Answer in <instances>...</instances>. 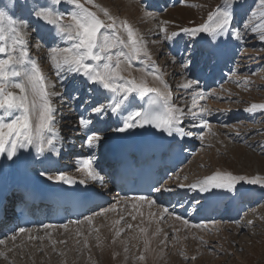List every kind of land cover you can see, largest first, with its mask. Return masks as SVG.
<instances>
[{"label":"rangeland","instance_id":"rangeland-1","mask_svg":"<svg viewBox=\"0 0 264 264\" xmlns=\"http://www.w3.org/2000/svg\"><path fill=\"white\" fill-rule=\"evenodd\" d=\"M3 1H4L3 5L5 6L14 5L12 7H15V10L10 15L14 20L26 22L27 30L29 33L30 31L31 32L35 31V28L38 27V25H35V23L38 24L40 23V21L33 19L34 18L33 16H29L26 14L25 6L26 4L29 3L28 0H18V4L14 3L13 0H3ZM136 1L139 3L140 6L138 11L139 13L141 12L140 14L138 12L134 14L136 17L133 14H130L131 16L128 15L127 17V13H125V4H123L125 2L123 0H122L123 5L119 2L118 4L117 0H106V1L78 0V3L83 4L84 7L87 8L88 10L95 12L102 20H105V22H108V18L104 15L103 12L104 9H106L111 16L116 18L118 25L121 21H127L129 24H131L132 27L137 31V33L142 37L145 51H147L150 54L152 53L155 54V55L152 54L153 56L151 57L150 60L147 61L146 66L153 64V67L156 66L155 68L157 69L158 67L161 68L162 65L169 62V58H170L169 50L171 48V47L169 48V45L172 44L177 37L181 39L180 45H182L183 47L184 44L182 43V37L185 38L184 40H186L187 43L185 45L186 52L189 53L191 51V54L194 55L193 54L194 52L192 50L189 51V49L196 46V41H195L196 36L205 33H198L197 35L193 36L191 35L190 32L188 33L184 32L183 29L191 30L203 26L205 24H208L209 15L214 14L218 8L222 9L225 6V0H180L177 3L169 2L165 9L161 11H157L154 9V7L151 6L152 2L149 1L145 2L147 0H136ZM0 2L2 1L0 0ZM34 2H35V6H37L40 4L41 0H34ZM159 2L157 5L163 3V2L160 3ZM228 3L233 4V6L235 5L237 6L236 8H238L237 12L232 13V22L233 21H236L238 23L240 22L239 25L237 26L235 23L231 22V24H233L232 31H236L237 36L232 32L231 34H229V36L231 40L234 39L237 40L236 48L240 51L238 57L239 64H237L238 66L236 67L237 68L235 73L236 76L235 75L232 76L230 82L226 85L227 87H223L224 90L220 89L218 91H215V93L212 92L215 95L217 94L220 95L217 98L219 99L218 100L219 102L217 101V99L210 98V95L212 93L210 95L208 94L209 101L214 100V103H216L218 107L222 108L223 106H226L228 108V109L226 108V110L225 108H223L227 112V114L230 112L231 107L235 108L237 111L243 112L246 111V109L249 108L252 104L264 103V43L256 46H251L249 45L250 41H248V40L252 41L253 39H255L252 38L254 36L260 39V31L253 32L251 29L258 26H264V3H262V0H228ZM56 5L59 8L58 9L55 8V9L61 14L78 11V9H76L75 5L71 2V0H59V3H57ZM0 8H5L6 10L11 9V7L8 8L0 7ZM227 10L229 11V9ZM143 11L155 15L153 23H151L152 21H150L149 23V21L146 18L140 16L143 15L142 14ZM67 22H68V17L66 16L65 23ZM149 25L151 26L153 25V26L151 27ZM163 29H167V31L165 32L163 31ZM248 32H250L249 35L247 34ZM120 35L125 40L127 39L126 33L123 32L122 30L120 32ZM42 37H43L42 35H38L36 38V34L35 36L33 33L29 34L27 37V49L30 58L33 61H36L39 67L41 66L46 84L48 82L47 78L49 79V84H51L52 82L50 81L54 79L56 81L57 87L55 89V93L57 96H53V100L56 101L53 103H55V105L56 104L60 105L59 104L60 102H58L59 99L62 101V103L63 102L69 103L71 105V103H75L76 100L81 98L80 91L81 92L86 91V89L88 88L86 94L89 95L90 93V95L91 94L92 95L89 97L84 94L83 104L87 102V105H89L88 104L89 99L90 98L93 99L95 97L96 93L94 90L96 88L93 86L89 87L90 83L89 82L85 83L83 79H81L84 77L83 75L77 74L75 76L72 75L69 76L70 73L64 71H60L58 74L57 68L54 66V63L51 60V57L53 55H57V56L62 55L60 53H52L51 48L70 47L71 42H68L66 40L61 41L62 40L61 36L59 37V40H56L54 42H48L47 38L44 37L42 38ZM237 37L239 38V40H241V45ZM245 38H247L248 40H245ZM64 42H68V43H64ZM113 51L115 52L116 49H113ZM184 57L186 60H188L186 54ZM144 59L146 58L141 56V60ZM255 60L256 61L259 60L261 61V63L255 65L257 64ZM192 61L193 60L191 59L188 60V62L190 63L188 66L192 64ZM177 63L178 62L175 63L169 62L168 66L163 67V69L161 68V73L164 75L167 74L166 78L171 86L170 87L171 91L173 90L171 92L172 95L174 94L173 95L174 98L176 97L178 102L184 105V111L186 113L188 111L187 113L189 114L188 117L193 118L191 116L192 115L191 113L194 112V109L192 108L193 98H188L189 94L186 95L181 94V91H183L185 88L184 85L189 84V81H187L184 78L187 77V74L185 75L181 74L182 70L180 71ZM137 64H142V63L140 61H137ZM132 65H135L134 61ZM45 69H50L49 71L50 74L45 75L44 73ZM148 69L150 70L151 67H148ZM64 75L65 77H63ZM91 88H93L94 90H92ZM187 92L185 91V93ZM99 97H102L101 98L102 100L106 99L105 104L99 102V99L97 100V102H99L98 105L100 107L101 106L105 107L107 112L108 99L105 97V94ZM223 98H228L229 100L224 102ZM209 101L207 108L211 111L212 109L209 108ZM201 103L202 101L197 102L198 105L195 109L200 108ZM207 108H206L207 110L206 112L208 114ZM104 111L105 110H103V113ZM255 112L256 114L258 112V116H253V119H246V120H242L240 123H232L228 127L225 126V128L235 131L233 133H237V132L248 133L247 136L245 135L235 140H233L232 137L227 139L224 137L225 140L223 138L222 139L220 138L221 142L223 141L222 143L230 145L231 147H233V145L238 146L240 150L244 148L245 153H247L246 156L243 157L242 159L239 160V158H237L236 161L237 163L234 167L231 165L233 160L230 157H228L227 155L228 152L224 150H220L219 152L217 151L213 153V149L216 147L211 145H207V146L205 145V148H203V150L190 162V164L187 167H185L183 173L181 174L183 175L181 176V178L189 179V183H192V181L196 182V179L198 181L199 179L212 176V174L214 175L215 168H219L224 165H229L230 169L237 171L240 175L242 174L241 176H246L251 172L252 169H257L258 163L260 164L261 169L264 170V111L262 110L260 111L259 109H257L249 113L255 114ZM110 113L111 110L109 109V114ZM197 113H200V111L199 112L197 111ZM53 118L55 120L59 118L57 112H54ZM68 122L64 125H68ZM221 126L222 125H218V128ZM111 128L112 127L108 129ZM63 130L65 131V128H63ZM221 133L222 132H220L219 137L225 136L224 133L222 134ZM212 134L208 136V139H210L211 142L213 143L216 142V140L215 138H213ZM212 161L216 162V164H213ZM202 162H204V165L201 164ZM212 166L215 168L213 169ZM105 209H103L102 212ZM251 212H249L248 215H246V217L241 218V220H239L237 224L235 223L232 224L228 222L223 223L224 226L225 225L228 226L227 232L229 236L227 237L226 236L224 237V235L221 234V232L219 231H210L209 234L204 232H197L198 233L197 234L194 231L189 230V228H191L190 226H188L186 233L183 232L184 228H181V226H176L177 228L175 227V229L171 227L173 234L167 236L166 232L168 229L167 227L163 226L164 228L163 232H158L159 235L153 233L154 237L159 236L156 237L158 243L157 246H155L154 251L160 252V256H161L160 260H162L161 262L162 264H165L166 262H167L166 264H180V263L181 264H185V263L186 264H264V204L254 206L253 211ZM105 214H113V213L107 210ZM126 215L127 214L125 213L123 217H119V220L125 219L127 223L128 220H130L129 222L131 223L135 222L131 219L132 217H130V215L128 216ZM115 217L117 218V216ZM103 218H105V216L100 217L98 219L103 220ZM98 219L97 218L94 220L92 219V221ZM103 221L104 224L101 227L104 229L98 230L95 228L96 230L93 231V233L91 232V230H89L88 232L85 231L81 233V229L78 228H80L82 225L78 227L72 226L71 228L67 227V229L64 228L57 230L56 229L45 230L47 233H43V234L37 233V236L36 237L32 236L33 238H31L30 240H29L30 237H28L27 242L25 243H27L30 246L36 245V248L39 249L34 250L33 248V250H27L26 252H22V250H19L16 252V254H18V257H20L19 255L21 254L22 255L25 254L24 255L25 258L29 260H33L35 264H39L40 259L41 261L44 260V263L41 264H115L117 260L116 258H118L117 257L118 254H124V253L125 254L123 255V257L125 259L124 260L125 264L153 263L148 261L150 257L149 254H147V252L145 251L146 245L144 242L143 245H138L136 244V242H131V240L127 241L125 238H120L118 235L110 234L109 231L113 226V224L110 222H106L105 220ZM233 225L237 227V231L234 230L236 227H234ZM133 231L134 230L132 228V230L127 231L126 235L128 236L129 232L133 234ZM92 234L93 236H91ZM84 236L86 238H84ZM114 236L115 238L117 237L118 241L123 239L122 241L123 242L125 241V243L121 242L122 244H118V243L115 244L114 241L117 240L113 238ZM154 237L151 239H154ZM42 240H44L45 243L44 248L42 247L41 244ZM100 241H105V245H103V250L98 249L97 244H99L98 242ZM108 241L110 245L107 243ZM21 244L22 243H18V246H20ZM106 245H108V247ZM121 246H123L122 247L123 250L122 248H120ZM14 247L15 245L11 248V250H13ZM90 247L92 249H90ZM98 250H100L101 253ZM116 252H118V254ZM10 253H11L10 255L13 254V252ZM103 256H105V258ZM140 256L145 257L143 259L144 261L139 259ZM153 256L155 258L156 255L154 254ZM153 256L151 258L154 261ZM86 257H88V259ZM11 258L12 257L0 259V264H4L3 263L4 260H6L8 264H25L26 262V260H24L21 261L22 263H20L19 261L20 259L19 260L13 259L14 261H12ZM25 258H21V259H25ZM36 260L38 261V263H36ZM85 260L87 261L86 263ZM114 261L115 263H113Z\"/></svg>","mask_w":264,"mask_h":264},{"label":"snow or ice","instance_id":"snow-or-ice-1","mask_svg":"<svg viewBox=\"0 0 264 264\" xmlns=\"http://www.w3.org/2000/svg\"><path fill=\"white\" fill-rule=\"evenodd\" d=\"M71 2L78 11L61 14L54 7L59 3V0H50L48 4L40 5L29 12V15L36 20L52 26L62 39L71 42L70 47L51 48L52 53L62 54L51 57L58 74L60 71H64L83 75L89 83L97 84L99 88L111 93L113 100L110 107L113 112L122 108L129 100L131 93H136L140 97L153 94L148 101L149 109L144 112L131 113L124 126L116 128V131L124 132L130 128L144 127L148 124L161 131H166L170 136L173 135L176 126L182 123L180 117L183 115V111L171 106L168 93L161 92L158 88L149 87L143 77L139 80L136 78L126 79L122 75L123 71L132 67L133 61H140L146 65L147 61L151 59L150 53L144 49L142 37L127 21H121L118 25L116 18L111 16L106 9L103 12L108 18V22L102 20L95 12L85 8L83 4L78 3V0H71ZM227 9L228 0H225L224 8H218L214 14L209 15L208 24L191 30L183 29V31L190 32L193 36L198 33L224 35L232 22V14ZM66 16L68 17L67 23H65ZM121 30L126 33V40L120 35ZM251 30L253 32L260 31V39L264 41V26H258ZM163 31L166 32L167 29H163ZM28 35L26 22L14 20L7 12L0 11V155L6 153L8 159H12L16 155L18 147L25 148L33 143L38 146L40 152L45 150V145L55 150L54 108L50 96L56 95V93L48 92L42 69L29 56ZM113 49L116 51L114 52ZM141 56L146 59L141 60ZM122 64L127 67L122 68ZM142 71H148V74L152 75L154 79L164 83L158 72L148 69H142ZM191 83L189 82L184 87H190ZM167 87L165 84V89ZM12 89H18L19 94ZM202 98L199 93L193 97V109L197 107V99ZM257 109L264 111V104H252L246 111L253 112ZM93 111L101 114L103 108L95 107ZM206 111V109H201V112ZM192 115L195 116L196 113L193 112ZM137 117H139V122L133 123L132 121ZM6 118H10V121ZM90 123L91 121L83 118L80 120L81 126L85 128ZM203 127L211 130V126L207 123ZM45 133H51L52 136H46ZM182 134L189 135L190 133ZM98 139L99 137L93 133L88 141L89 146H92L93 140ZM82 170L86 171L92 180L102 182L103 178L95 171L91 162L84 161ZM49 179H53V177H49ZM56 179L64 183H74L64 176ZM240 181H246L248 184L260 183L259 178L248 179L232 174L216 173L198 183L189 185V188H198L201 192L225 188L235 190ZM80 183L83 184L84 181L81 180ZM156 191H160V189L157 188ZM133 199L148 200L149 205L155 203L143 196ZM164 213H168L167 208L164 209ZM176 219L181 218L177 216ZM74 222L80 223V221ZM88 222H92V217H88ZM184 223L188 224V221L185 220ZM48 227L53 226L49 225ZM63 227L67 229L68 226L64 225ZM128 227L131 228L132 225H128ZM193 227L198 226L193 225ZM19 231L24 233L28 229L21 228ZM140 231L146 233L147 229L142 228ZM119 234L118 232L117 235ZM145 243L147 244V241ZM145 251H148L147 247ZM144 258V256L139 257L141 260Z\"/></svg>","mask_w":264,"mask_h":264},{"label":"bare ground","instance_id":"bare-ground-1","mask_svg":"<svg viewBox=\"0 0 264 264\" xmlns=\"http://www.w3.org/2000/svg\"><path fill=\"white\" fill-rule=\"evenodd\" d=\"M2 2H0V7H6V8H8V7H11V9H8V10H6L5 8H0V11H5V12H7L9 15H11L12 14V12L15 10V7H12V6H14V5H12V6H5V5H3V0H1ZM14 1V3H16V4H18V0H13ZM106 1V0H105ZM125 3H123V4H125V13H127V17H128V15H130V14H136L137 12L139 13V11H138V9H139V3L136 1V0H123ZM28 4H26V14L27 15H29V12L31 11V10H33L34 8H36V7H38V6H40V5H44V4H48L49 2H50V0H41V2H40V4L39 5H37V6H35V2H34V0H28ZM121 3L122 4V0H117V3ZM146 2V1H145ZM147 2H148V0H147ZM160 2H163L162 4H159L158 6L159 7H163V5H166V0H161ZM159 2V3H160ZM107 3V2H106ZM118 3V4H119ZM156 3V5L158 4V2H155ZM62 4V3H61ZM60 4V5H61ZM122 4V5H123ZM109 5V4H108ZM16 6V5H15ZM54 7L55 8H59L56 4L54 5ZM237 6H233V4H229L228 3V9H229V11L231 12V14L232 13H234V12H237L238 11V8H236ZM143 9V8H142ZM141 10V9H140ZM141 13V12H140ZM139 13V14H140ZM143 15H140V16H142V17H144V18H146L148 21H149V23H150V21H152L151 23H153V21H154V16L155 15H153V14H151V13H147V12H144L143 11V13H142ZM126 15V14H125ZM30 16V15H29ZM131 16V15H130ZM129 16V17H130ZM135 16V15H134ZM133 16V17H134ZM139 16V15H138ZM136 17V16H135ZM27 18V17H26ZM33 18V17H32ZM138 18V17H137ZM33 19H35V18H33ZM145 19V20H146ZM35 21V20H34ZM41 23V24H40ZM40 23H38V24H36L35 23V25H38V27H36L35 28V33L32 31H30V33L29 34H31V33H33L34 34V36H35V34H36V38H37V36L38 35H42L44 38H47L48 40V42H54V41H56V40H59V37H60V35L53 29V27L52 26H49V25H47V24H44L43 22H41L40 21ZM155 23V22H154ZM34 25V26H35ZM149 26H151V25H149ZM153 26V25H152ZM151 26V27H152ZM229 28H231V27H229ZM158 31V30H157ZM229 34H231V32H230V29H228V31H227V33L226 34H224V35H209L208 33H205V34H200V35H198V36H196V38H195V41H196V43L198 44V46L199 47H202V48H204V49H210V50H212V52L215 54V55H217V58H218V61H220V60H223V61H225L224 63H229V64H233V62H232V58L235 56V55H237L238 53H239V50L236 48V46H237V40L236 39H234V40H231L230 39V36H229ZM48 36V37H47ZM42 37V38H43ZM178 38V37H177ZM209 38V40H207ZM247 39V38H246ZM64 39H62L61 41H63ZM39 41V40H38ZM65 41V40H64ZM47 42V43H48ZM62 43V42H61ZM64 43H68V42H64ZM180 43H181V39L180 38H178V39H175V41H173V43L172 44H170L169 45V48H170V50H169V55H170V58H169V62L170 63H175V62H178V63H180V59L182 58V56H176L175 55V53H176V50H180L181 52L183 51V46L182 45H180ZM262 43H264V41H262L261 39H258V38H255V39H253L251 42H250V44L249 45H251V46H256V45H260V44H262ZM63 45V44H62ZM182 48V49H181ZM153 54V53H152ZM150 54L151 55V57L153 56V55H155V54ZM182 55H184L185 56V53H182ZM37 60V59H36ZM256 61V60H255ZM36 62V61H35ZM169 62H167L166 64H164V65H162L161 66V68L163 69V67H165V66H168V64H169ZM257 62V64H255V65H258V64H260L261 63V61H259V60H257L256 61ZM134 64L135 65H132V67L131 68H129L127 71H123L122 72V75L126 78V79H131V78H136L137 80H139L141 77H143L144 78V80L148 83V86L149 87H153V88H158V89H160L161 90V92H167L168 93V99H169V103L171 104V106L173 107V108H178V109H181L182 111H183V115L180 117V119H181V121H182V123H180V124H178V128H179V135H177L178 136V139L180 140V141H182V140H185V137H184V135L182 134V126L184 125V123H185V119L184 118H187L188 117V115L189 114H187L188 113V111H187V113L184 111V105L182 104V103H179L178 102V100L176 99H174V96L172 95V93H171V86H170V84L168 83V80H167V78H166V75H164V74H162L161 73V68H159L158 67V69L157 68H155L156 66H154L153 67V64H150V65H148V66H146L144 63H142V64H137V61H134ZM192 65V64H191ZM122 68H126L127 67V65H124V64H122V66H121ZM148 67H151V69L150 70H153V69H156V70H154V71H156V72H158V74L160 75V77H161V79L163 80V82L164 83H161L160 82V80H156V79H154V77L152 76V75H149L148 74V71H142V69H148ZM256 67V66H255ZM40 68H41V66H40ZM187 68V67H186ZM149 70V69H148ZM49 71H50V69H45L44 70V73H45V75H47V74H50L49 73ZM75 76V75H77V74H75V73H70V75L69 76ZM63 77H65V75L63 76ZM171 77V76H170ZM77 78V77H76ZM17 79V78H16ZM81 79H83V81L85 82V83H88V81H87V79L86 78H81ZM47 90H48V92L49 93H55V89H56V81H55V79L54 80H52V81H50V82H52L51 84H49V79L47 78ZM92 84V85H91ZM165 84L168 86L167 87V89H165ZM176 85V84H175ZM91 86H93V87H95L96 89L94 90L93 88H91L92 90H94L95 91V97L93 98V99H95V101H97L98 99H99V102L101 101L100 100V98H102V97H99V96H101V95H104L105 94V97L108 99V106H107V114H105V116H104V113H103V111H102V113L101 114H98V113H96V112H94L93 111V108H95V106L93 105V104H89V105H84V106H86L87 107V111H88V116H89V118H90V120H91V122L94 124V126L96 127V129H95V134H96V136H98L99 137V139L98 140H93L92 141V146H89V143H88V141L89 140H87V143L84 145V146H82V145H80L79 146V150L78 149H76L77 151H73V152H78V151H81V152H83V153H85V155L87 156L88 154H89V152H90V150H91V148L92 147H95L96 148V150H100V153L101 154H103V152H106L107 151V149H108V147L116 140V139H118L119 137H121L122 135H124L128 130H130V129H128V130H126V131H124V132H117L116 131V128H118V127H112L111 129H108L107 128V125L110 123V122H113L114 121V123L115 122H118V121H121V123H122V126L121 127H123L124 126V123H125V121H126V119L128 118V116L131 114V113H133V112H136V111H141V104H142V99L143 98H145V97H140V96H138L136 93H131L130 95H129V100L128 101H126L125 102V104L122 106V108L119 110V113L117 114V118H116V112H113L112 110H111V107H110V105H111V103H112V100H113V96H112V94L111 93H108V92H106V91H104L103 89H101V88H99V87H97L98 85L97 84H93V83H90V86L89 87H91ZM225 87H227V86H225ZM78 88V87H77ZM187 89V87H185L184 88V90H186ZM223 90H224V88H222ZM226 90V89H225ZM12 91H14V92H16L17 94H19V90L18 89H12ZM187 92V91H186ZM150 95V94H149ZM180 95V94H179ZM53 96H57V95H51L50 96V101H51V104H52V106H53V104H55V103H53V102H56V101H54L53 100ZM195 96V95H194ZM227 96V95H226ZM217 98H218V96H217ZM116 99H118V98H116ZM212 99V98H211ZM57 100V99H56ZM219 99H217V101H218ZM240 100V99H239ZM212 101V102H211ZM216 101V100H215ZM58 102H60L59 104L61 105V104H63L62 103V101L61 100H59L58 99ZM98 102V103H99ZM197 102H201V101H197ZM219 102V101H218ZM89 103H92V102H89ZM262 104H264V103H262ZM198 105V104H197ZM54 107V106H53ZM209 108H211L212 110H214V114H213V116H215V117H217L218 118V120H221V119H223L224 120V122L222 123V124H228V121L229 120H236L235 118H233V117H240L241 119L242 118H245L247 115H249L251 118L253 117V116H258V112H257V114H256V112H255V114H252V113H249V112H247V111H243V112H241V111H237L235 108H232L231 107V110H230V112L227 114V113H222V112H220V110H224L223 108H225V110H226V106H223L222 108L221 107H218V105H216V103H214V100H210L209 101ZM230 108V107H229ZM63 109V108H62ZM109 109L111 110V113L109 114ZM197 109H199V108H197ZM197 109H194V112L197 110ZM228 109V108H227ZM246 109V108H245ZM224 110V111H225ZM74 112H76V107L74 108V110H73ZM228 111V110H227ZM261 111V110H260ZM190 112V111H189ZM199 112V111H198ZM261 113V112H260ZM197 114H199V113H197ZM196 114V115H197ZM243 114V115H242ZM65 115V114H64ZM195 115V116H196ZM192 116V115H191ZM194 115L192 116V117H195ZM77 116H71V118L70 119H77L76 118ZM6 119H8L9 121H10V118H6ZM103 119H105V121H103ZM190 119H191V117H190ZM188 120H189V117H188ZM192 121H193V119H191ZM139 121V117H137L134 121H132L133 123H137ZM72 122V124H71V126H70V128H73V130L71 131L72 133H71V135L69 136V138H73V139H75L77 136H80L81 135V132H80V122H79V120L77 119V121L74 123V121H71ZM218 122V121H217ZM216 122V123H217ZM115 125V124H114ZM53 128H54V149L55 150H52V149H50L47 145H45V150H44V155L43 156H39L38 155V150H39V148H38V146L35 144V143H33L32 145H29V146H27V147H25V148H17V151H16V155L12 158V159H8V157H7V154L5 153V154H3V155H0V172H2V171H5V172H9L10 170H11V168L12 167H14V165L18 162V159H19V156H20V154H21V152H22V150L23 149H26V148H30L31 150H32V159L33 160H35V159H45V160H49V161H52V160H55V158L58 156V153L60 152V150L56 147V145L59 143V142H61V140H63V139H65L66 137H65V135H68L67 134V132H65L64 130H63V127L62 126H59L58 124H55L54 122H53ZM199 127L198 126H196V124L195 123H190V124H188V129L190 130V137L191 138H193V137H195L194 138V142L195 143H203L204 145H211V146H214V147H216V148H214L213 149V153H215V152H219L220 150H224V151H226V152H228L227 153V155H228V157H230L233 161H232V163H231V165L234 167L235 165H236V161H237V158H239V160L240 159H242L243 157H245L246 156V154L247 153H245V149L244 148H242L241 150L238 148V146H234L233 145V147H231L230 145H227V144H225V143H222L221 142V140H220V138L222 139H224V137L227 139V138H233V135L235 136L233 139H237L238 137H242V136H247L248 135V133H240V132H237V133H233V132H235V131H232V130H230V129H228V128H225V126H223V127H213L212 129H211V131L212 132H210L212 135H213V138H215V140H216V142H211V140L210 139H208V132L207 133H205L204 135H203V137L200 139V141L196 138V136H193V132L196 130V129H198ZM214 130V131H213ZM220 132H222V133H224L225 134V136H221V137H219V134H220ZM221 133V134H222ZM45 135L46 136H52V134H50V135H47V133H45ZM60 136H63V138H61ZM217 137H218V139H217ZM237 137V138H236ZM78 140H79V138H78ZM210 140V141H209ZM220 140V141H219ZM225 140V139H224ZM222 145H223V147H222ZM240 147V146H239ZM241 148V147H240ZM222 152V151H221ZM214 157V156H213ZM248 158V157H247ZM250 159V158H249ZM213 162V161H212ZM223 163V162H222ZM202 165H204V162H202L201 163ZM213 164H216V162H213ZM218 164V163H217ZM238 165V164H237ZM77 166L76 165H74V168H76ZM213 167V166H212ZM215 167H213V169H214ZM216 173H221V174H232V175H235V176H241L237 171H235V170H233V169H230L229 168V165H224V166H222V167H219V168H215V172H214V175L216 174ZM73 175L74 176H81V177H87V175H86V172L85 171H83L82 169H80V168H78V169H76V171H74V173H73ZM213 176V175H212ZM54 177L55 178H57V177H60V176H58V175H54ZM209 177H211V176H209ZM209 177H207V178H209ZM242 177H246V178H248V179H255V178H259V180H260V183H258V184H248L246 181H240L237 185H236V189L235 190H228V189H212L211 191H207V192H201V196L203 197V198H205V200H206V203H218V202H220V201H222V200H225L226 198H230L231 200H230V202H232L235 198H237V196L238 195H240V194H244V193H247L248 192V189H250V188H253V191H254V193H256L257 195H259L260 193H263L264 194V170L263 169H261V166H260V164L258 163V165H257V169H252L251 170V172L249 173V174H247L246 176H242ZM196 179V178H195ZM203 179H206V178H203ZM203 179H199L198 181H197V179H196V182H194V181H192V183H189V182H186L185 183V180H183V181H181L179 184H178V186H182V185H185V186H189V185H191V184H193V183H198L199 181H201V180H203ZM194 180V179H193ZM176 182V181H175ZM177 183V182H176ZM107 190V189H106ZM248 201H250V200H245V203L246 202H248ZM107 207V206H106ZM105 209V208H104ZM107 211V209H105L104 210V213ZM158 210H157V208L156 207H147V206H142V205H140V206H138L137 208H136V210H135V212H137V213H139L140 215H143V216H150V217H153L154 218V214L157 212ZM123 212V211H122ZM119 212L118 214H115L114 216H112L113 214H105V216H108L109 218H107V217H105V218H103V220H105L106 222H110V223H112V221H110V220H113L114 222H117V221H119V217H123V215L126 213L127 214V212ZM230 214L232 213L231 211H228ZM250 212V211H249ZM251 214H252V212H251ZM129 215H130V217H133V216H135V214L134 213H129ZM247 215H248V213H247ZM110 216H112V217H110ZM115 216H118V218H116ZM98 219V218H97ZM122 219V218H121ZM132 220H133V218H131ZM102 219L101 220H95V221H92L91 223L93 224V227H91V226H87L86 224H84V225H82L80 228H78V229H81V233L82 232H88L89 230H93V231H95L96 229H104V228H102L101 226L104 224V221H103ZM130 220H128V223H127V228H128V225H132V228H133V234H131V232H129V235L127 236L126 235V237H125V239L128 241H130L131 240V242H136V244H138V245H143L146 241H147V244L145 243V247H147V249H148V251H147V254H149V257H150V259L148 260L149 262H153L152 264H162L161 262H162V260H160V252L159 251H154V249H155V246H157V243H158V241H157V238L156 237H159V236H156V237H154V235H153V230L155 231V227L154 226H152L151 227V230L149 231V226H150V222L145 218L143 221H142V223H141V225L139 226V224H138V222L137 221H135L134 223H131V222H129ZM163 226L164 227H167V232H166V235L168 236V235H172L173 233H172V230H171V227L173 228V229H175V227L176 226H180V225H177V224H175V223H172V222H167V223H165V224H163ZM226 226V227H225ZM223 225V224H219V223H216V224H211V225H209V226H202V228H197V229H195L194 230V232L195 233H197V232H204V233H208L209 234V232L210 231H219V232H221V234H223L224 235V237L226 236H229V234H228V226L227 225ZM234 226V225H233ZM234 227H236V226H234ZM71 228V227H70ZM96 228V229H95ZM140 228L142 229V228H145V229H147V232L146 233H144V232H141L140 231ZM177 228V227H176ZM181 228H183V226H181ZM61 229H63V228H61ZM86 229V230H85ZM189 229H191V228H189ZM234 229V228H233ZM57 230V229H56ZM235 231H237V227L234 229ZM52 232H54V231H52ZM79 232H80V230H79ZM37 233H39V232H34V233H30V234H25V235H23V236H21L20 238H19V240L18 241H16V242H13V244L10 246H4V247H1L0 248V254H2V255H0V259H5V258H7V257H12L11 259H12V261H14V260H19L20 261V263H22L21 261H24V260H26V262H27V264H35L34 262H33V260H29V259H27V258H25V254L24 255H19L20 257H18V254H16V252L17 251H19V250H22V252H26L27 250H33V248H34V250H38L39 248H36V245H28L27 243H25V242H27V238L28 237H30V236H36L37 235ZM193 233V232H192ZM213 233V232H212ZM136 234V235H135ZM190 234V233H189ZM198 234V233H197ZM207 234V235H208ZM157 235H159L158 233H157ZM66 236V235H65ZM93 236V235H92ZM152 236V237H151ZM163 236V235H162ZM166 236V237H167ZM231 236V235H230ZM89 237V236H88ZM87 237V238H88ZM112 237V236H111ZM154 237V239H151V238H153ZM205 237V236H204ZM67 238V237H66ZM71 238H73V237H71ZM84 238H86L85 236H84ZM113 238H115V236L113 237ZM156 238V239H155ZM174 238V237H173ZM70 239V238H69ZM29 240H30V238H29ZM71 240V239H70ZM111 240H112V238H111ZM115 240H117V237L115 238ZM123 239H121V240H117V241H114L115 242V244H122L121 242H123L122 241ZM126 241V242H127ZM142 241V242H141ZM113 242V243H114ZM144 242V243H143ZM18 243H22L20 246H18ZM99 244H97V246H98V249H101V250H103V245H105V241H100V242H98ZM108 244H109V241L107 242ZM106 243V244H107ZM113 243H111V244H113ZM123 243H125V241L123 242ZM128 243V242H127ZM185 243V242H184ZM30 244V243H29ZM37 244V243H36ZM41 244H42V247L44 248V245H45V243H44V240H42L41 241ZM15 245V247H14V249L13 250H11V248L13 247ZM110 245V244H109ZM165 245V244H164ZM182 245H183V243H182ZM16 246H18V247H16ZM107 247H108V245H106ZM171 246V245H170ZM105 247V246H104ZM106 247V248H107ZM123 246H121L120 248H122ZM144 247V248H145ZM163 247V246H162ZM167 247V246H166ZM75 248V247H74ZM157 248V247H156ZM90 249H92L91 247H90ZM113 249H115V248H113ZM122 250H123V248H122ZM174 250V249H173ZM180 250V249H179ZM91 251V250H90ZM98 251H100V250H98ZM111 251V250H110ZM165 251V250H164ZM10 252H13V254L12 255H10L11 253ZM115 252V251H114ZM31 253V252H30ZM100 253H101V251H100ZM117 254H118V252H116ZM165 253V252H164ZM169 253V252H168ZM32 254V253H31ZM93 254V253H92ZM125 254V253H124ZM124 254H118V258H116L117 260H116V263H115V261L113 262V263H115V264H125L124 263V257H123V255ZM133 254V253H132ZM144 254V253H143ZM156 255L155 256V258H154V256L153 255ZM73 255V254H72ZM102 255V254H101ZM115 255V254H114ZM46 256V255H45ZM44 256V257H45ZM53 256H55V255H53ZM108 256V255H107ZM153 256V258H154V261L152 260V257ZM175 256V255H174ZM33 257H34V255H33ZM43 257V258H44ZM77 257V256H76ZM104 258H105V256H103ZM148 257V258H149ZM21 258H25V259H21ZM87 259H88V257H86ZM85 258V259H86ZM108 258H110V257H108ZM107 258V259H108ZM126 258V257H125ZM185 258V257H184ZM14 259V260H13ZM45 259V258H44ZM86 259V260H87ZM162 259V258H161ZM39 260V259H38ZM46 260V259H45ZM85 260V263L87 262ZM115 260V259H114ZM18 261V262H19ZM32 261V262H31ZM48 261V260H47ZM47 261H46V263H47ZM144 261V260H143ZM17 262V261H16ZM26 262H25V264H26ZM29 262H31V263H29ZM105 262V261H104ZM107 262V261H106ZM165 262V261H164ZM200 262V261H199ZM4 264H8V262L6 261V260H4V262H3ZM24 263V262H23ZM36 263H38V261L36 260ZM41 263H44V260L43 261H41V259H40V261H39V264H41ZM79 263V262H78ZM81 263H82V261H81ZM167 263V262H166ZM165 263V264H166ZM183 263V262H182ZM201 263V262H200ZM181 264V263H180ZM186 264V263H185Z\"/></svg>","mask_w":264,"mask_h":264}]
</instances>
